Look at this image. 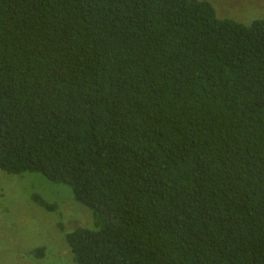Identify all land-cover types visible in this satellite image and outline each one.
<instances>
[{
	"label": "trees",
	"instance_id": "1",
	"mask_svg": "<svg viewBox=\"0 0 264 264\" xmlns=\"http://www.w3.org/2000/svg\"><path fill=\"white\" fill-rule=\"evenodd\" d=\"M0 170L93 212L66 237L78 264H264V18L0 0Z\"/></svg>",
	"mask_w": 264,
	"mask_h": 264
},
{
	"label": "rangeland",
	"instance_id": "2",
	"mask_svg": "<svg viewBox=\"0 0 264 264\" xmlns=\"http://www.w3.org/2000/svg\"><path fill=\"white\" fill-rule=\"evenodd\" d=\"M210 1L220 17L247 24L264 18V0ZM36 197L40 199L35 201ZM42 202L56 206V211L44 208ZM78 227L97 228L93 212L75 201L70 186L41 173L0 170V264H78L66 242ZM40 247L47 249L42 259L32 254Z\"/></svg>",
	"mask_w": 264,
	"mask_h": 264
}]
</instances>
